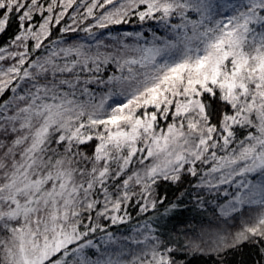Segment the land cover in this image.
<instances>
[{"label":"snow or ice","instance_id":"snow-or-ice-1","mask_svg":"<svg viewBox=\"0 0 264 264\" xmlns=\"http://www.w3.org/2000/svg\"><path fill=\"white\" fill-rule=\"evenodd\" d=\"M0 264H264V0H0Z\"/></svg>","mask_w":264,"mask_h":264}]
</instances>
